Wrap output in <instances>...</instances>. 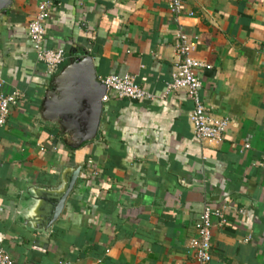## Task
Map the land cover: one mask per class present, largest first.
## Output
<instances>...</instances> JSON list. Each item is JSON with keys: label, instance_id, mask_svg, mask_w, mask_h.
Returning a JSON list of instances; mask_svg holds the SVG:
<instances>
[{"label": "crops", "instance_id": "0c3cea01", "mask_svg": "<svg viewBox=\"0 0 264 264\" xmlns=\"http://www.w3.org/2000/svg\"><path fill=\"white\" fill-rule=\"evenodd\" d=\"M41 0H0V79L19 92L0 128V247L15 264H196L190 242L205 206L221 208L211 264H264V0H54L37 60L27 26ZM194 45L201 97L228 118L219 144L192 133V102L109 94L96 137L61 116L78 68L95 82L133 76L161 96L176 64V31ZM63 114V115H62ZM247 146H249L247 148ZM80 169L58 221L38 227L42 193Z\"/></svg>", "mask_w": 264, "mask_h": 264}, {"label": "built area", "instance_id": "2783aa9c", "mask_svg": "<svg viewBox=\"0 0 264 264\" xmlns=\"http://www.w3.org/2000/svg\"><path fill=\"white\" fill-rule=\"evenodd\" d=\"M54 0H41L38 4L34 18L28 23L27 32L37 60L46 66L48 73L54 74L65 61V53L61 49L46 47L47 23L52 18L55 10ZM170 11L179 20L182 11L181 0L170 1ZM194 45L185 34L181 26L176 31L175 54L178 59L172 81L166 86L161 96H155L136 83L133 76L112 75L99 82L104 86L106 94L102 102L109 100V94H115L119 99L131 101L167 100L176 93L184 92L193 104L189 115L192 133L200 142H214L219 144L229 127L228 118H215L205 107L201 90L203 83L199 73L206 64L197 61L193 57ZM4 80L0 79V128L8 122L10 108L16 105L21 98L19 92L5 94ZM249 146H247L248 148ZM219 226L227 224V217L221 208L205 206L195 223L196 235L190 242V249L196 264H211L212 261V237L214 223ZM0 264H15L8 254L0 247Z\"/></svg>", "mask_w": 264, "mask_h": 264}, {"label": "water", "instance_id": "95a60500", "mask_svg": "<svg viewBox=\"0 0 264 264\" xmlns=\"http://www.w3.org/2000/svg\"><path fill=\"white\" fill-rule=\"evenodd\" d=\"M86 66L78 68L71 88L73 97L66 104L64 122L73 124L81 136L82 142H88L96 137L99 127L102 99L106 94L104 86L95 82L91 71H85ZM80 169H76L67 176L66 185H59L42 193L40 199L43 203L41 214L36 218L38 227L48 231L59 219L68 196L74 189L78 180Z\"/></svg>", "mask_w": 264, "mask_h": 264}]
</instances>
